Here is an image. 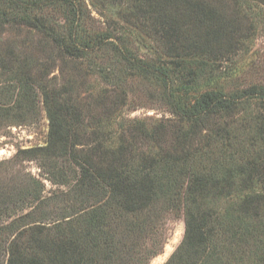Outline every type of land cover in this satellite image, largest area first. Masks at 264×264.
<instances>
[{"label": "trees", "instance_id": "16d2710c", "mask_svg": "<svg viewBox=\"0 0 264 264\" xmlns=\"http://www.w3.org/2000/svg\"><path fill=\"white\" fill-rule=\"evenodd\" d=\"M8 1L23 7L0 5L3 23L44 32L66 57L86 61L121 94L107 108V124L96 116L84 121L78 102L14 73L0 105V131L38 123L42 94L48 143L22 150L15 165L23 158L40 160L61 189L45 196V185L20 168L21 182L10 184L13 164L0 163V264H150L162 252L166 212L183 215L186 224L166 264H264V123H256L245 140L221 127L200 132L207 121L236 111L240 100H264V87L226 91L221 79L212 78L217 69L207 60L224 54L219 39L226 33L217 13L193 0H113L114 6L126 4L128 17L148 23L159 42L160 51L145 45L151 55H143L129 37L133 31L116 38L109 28L88 25L73 0H60V30L33 15L32 3ZM133 77L160 90L186 125L169 137L156 135L158 153L129 150L120 132L117 140L109 137Z\"/></svg>", "mask_w": 264, "mask_h": 264}, {"label": "rangeland", "instance_id": "374dc122", "mask_svg": "<svg viewBox=\"0 0 264 264\" xmlns=\"http://www.w3.org/2000/svg\"><path fill=\"white\" fill-rule=\"evenodd\" d=\"M25 1L32 3L28 5L34 9V12H30L48 23L47 25L54 26L58 30L62 28L60 26L65 27L60 0ZM73 1L81 4L88 25L92 24L100 29L109 28L116 38L124 35V30L133 31V35L129 37L136 42L143 55H151L145 45L161 50L148 23L134 20L124 14L126 8L124 2L125 6L118 5L121 1L114 6L111 5L113 0ZM193 1L217 13V18L225 24L226 33H223L219 39L224 54L217 58L212 55V58L207 60L213 70L217 69L213 72L212 78L221 79L220 87H224L226 91L264 87V3L260 0ZM0 5L5 8L9 5L23 7L19 2L11 4L8 0H0ZM9 13L8 16H12ZM188 27H191V24ZM200 27L202 29L204 26ZM15 72H22L24 78H30L35 85H42L51 93L78 102L83 108L84 121L96 116L101 119V124L103 122L107 124L109 117L106 114L107 108L112 107L121 94L95 76L89 70L86 61L66 57L44 32L23 26L19 22L3 23L0 20V105L7 101L5 91ZM201 83L204 88L207 87L205 79ZM125 88V104L121 108H116L114 117L111 118L110 130L113 134L109 137L117 140L121 133L129 150H134L136 153H158L160 149L153 138L158 134L169 137L180 125L186 127L185 123L181 122L163 102L160 90L151 82L133 77L129 78ZM40 97L38 123L10 126L0 131V163L13 164L12 170L6 176L10 184L21 182L22 178L17 172L20 168L34 179L41 181L45 185L44 195L49 196L51 191L61 187L49 181V176L42 168L40 160L23 158L22 161L20 160L22 165H15L16 155L22 150L44 147L48 143L50 121L43 95L40 94ZM258 122L264 123V100L258 97L244 98L240 100L236 111L207 121L200 132L206 135L212 131H219L221 127L230 130L233 136L238 135L239 140H245L250 134H254L255 131H251ZM92 128L89 126L87 130ZM225 132L221 131V135H227ZM261 182L263 184L260 185H264V177ZM10 221L11 219H8L4 223ZM185 230L183 215L177 216L173 212L164 213L159 231L162 252L154 257L150 264H166L182 243Z\"/></svg>", "mask_w": 264, "mask_h": 264}]
</instances>
